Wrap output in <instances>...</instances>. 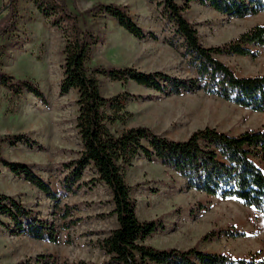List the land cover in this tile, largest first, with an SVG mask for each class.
Wrapping results in <instances>:
<instances>
[{
    "label": "rangeland",
    "instance_id": "1",
    "mask_svg": "<svg viewBox=\"0 0 264 264\" xmlns=\"http://www.w3.org/2000/svg\"><path fill=\"white\" fill-rule=\"evenodd\" d=\"M69 10L82 14L81 26L101 40L92 50L93 64L107 68H133L144 73L191 79L195 72L183 47L168 43L174 27L162 16L158 1L65 0ZM9 0H0V15ZM97 4L128 6L134 23L146 35L138 39L111 16L92 17L86 12ZM17 12L16 29L0 34L1 71L15 82H29L43 97L23 91L14 94L0 84V137L24 136L15 146L5 142L1 154L10 163L28 165L51 186L58 201L14 174L0 162V194L15 198L42 220L55 224L59 243L36 240L15 233L13 223L0 215L10 230L0 228V264H103L108 260L99 240L118 227L113 213V195L97 180L95 170L85 169L80 188L64 190L70 170L66 165L81 157L82 141L77 129L78 94L60 92L63 80L65 39L37 8L34 0H10ZM194 24L205 47L223 45L242 33L264 24V13L243 19L230 18L209 7L194 4L185 14ZM155 36L156 38H154ZM102 41V42H101ZM239 77L264 75V49L257 57H218ZM106 98L121 93L133 95L126 103L130 117L110 125L120 134L147 127L172 140H187L206 127L237 136L248 130L264 131V113H256L204 93L170 95L129 82L123 85L99 77ZM26 142V143H25ZM141 221H155L160 230L146 244L160 250H189L224 253L246 258L258 251L264 257V216L234 199L222 200L190 190L187 181L159 161L138 158L126 172ZM70 208L72 215L62 218ZM41 256L44 258L41 259ZM41 259V260H39Z\"/></svg>",
    "mask_w": 264,
    "mask_h": 264
},
{
    "label": "trees",
    "instance_id": "2",
    "mask_svg": "<svg viewBox=\"0 0 264 264\" xmlns=\"http://www.w3.org/2000/svg\"><path fill=\"white\" fill-rule=\"evenodd\" d=\"M158 1L162 16L174 27L168 43L183 47L188 64L195 72L191 79L175 78L160 72L144 73L133 68H107L93 64V47L100 38L81 26L83 15L69 10L65 0H34L38 10L51 19L52 26L64 37L63 80L60 92L78 94L77 129L82 141L81 157L66 165L69 174L63 185L66 192L80 188L85 169L92 167L97 180L113 195L118 227L99 240V248L108 260L103 264H264L262 251L246 258H232L224 253H207L196 248L189 250H160L146 244L162 225L141 221L137 204L131 197L132 187L126 182V172L136 159L159 161L187 181L188 188L222 200L234 199L264 216V131L248 130L234 136L216 128L206 127L191 134L187 140H172L147 127H136L120 134L110 125L125 123L130 117L126 103L133 97L128 93L106 98L101 92L99 77H107L123 85H137L170 95L204 93L231 102L247 110L264 113V75L239 77L218 57H257L264 49V24L254 26L238 38L223 45L205 47L196 26L185 14L194 4L209 7L230 18H246L264 13V0H149ZM0 15V34L9 36L16 29L17 12L10 5ZM92 17L109 15L131 35L146 38L129 14L128 6L97 4L86 12ZM156 38L155 36H153ZM102 42V41H101ZM1 48V47H0ZM1 55V54H0ZM0 84L20 95L28 91L38 97L44 94L29 82H15L1 71ZM24 136L0 137V162L24 177L32 185L58 201L51 186L39 178L26 164L10 163L1 154L5 142L15 146ZM26 143V142H25ZM67 207L62 214L72 215ZM0 215L13 223L15 233L36 240L59 243L55 224L38 219L34 212L13 197L0 194ZM1 226H10L0 221ZM44 258L41 256V259ZM39 259V260H41Z\"/></svg>",
    "mask_w": 264,
    "mask_h": 264
}]
</instances>
